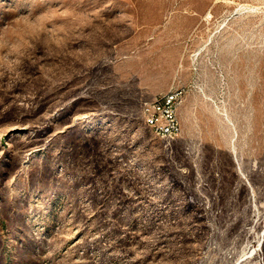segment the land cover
<instances>
[{
    "label": "rangeland",
    "instance_id": "1",
    "mask_svg": "<svg viewBox=\"0 0 264 264\" xmlns=\"http://www.w3.org/2000/svg\"><path fill=\"white\" fill-rule=\"evenodd\" d=\"M0 264H264V0H0Z\"/></svg>",
    "mask_w": 264,
    "mask_h": 264
},
{
    "label": "built area",
    "instance_id": "2",
    "mask_svg": "<svg viewBox=\"0 0 264 264\" xmlns=\"http://www.w3.org/2000/svg\"><path fill=\"white\" fill-rule=\"evenodd\" d=\"M179 96V92L167 91L150 103H144L142 107L143 118L147 120L148 127L169 139H173L179 129L175 117Z\"/></svg>",
    "mask_w": 264,
    "mask_h": 264
},
{
    "label": "bare ground",
    "instance_id": "3",
    "mask_svg": "<svg viewBox=\"0 0 264 264\" xmlns=\"http://www.w3.org/2000/svg\"><path fill=\"white\" fill-rule=\"evenodd\" d=\"M145 124L147 125V120H144ZM148 126V125H147ZM255 168V167H254Z\"/></svg>",
    "mask_w": 264,
    "mask_h": 264
}]
</instances>
